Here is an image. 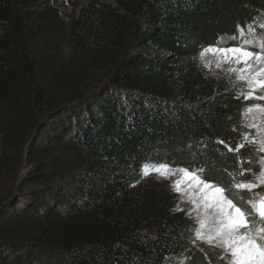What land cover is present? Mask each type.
<instances>
[{
	"label": "trees",
	"instance_id": "16d2710c",
	"mask_svg": "<svg viewBox=\"0 0 264 264\" xmlns=\"http://www.w3.org/2000/svg\"><path fill=\"white\" fill-rule=\"evenodd\" d=\"M262 20L264 0H0V137L23 164L0 264H230L167 188L131 189L145 164L202 167L246 207L250 103L198 54Z\"/></svg>",
	"mask_w": 264,
	"mask_h": 264
},
{
	"label": "snow or ice",
	"instance_id": "6c2138e0",
	"mask_svg": "<svg viewBox=\"0 0 264 264\" xmlns=\"http://www.w3.org/2000/svg\"><path fill=\"white\" fill-rule=\"evenodd\" d=\"M260 27L264 28V24ZM237 33L242 42L234 46H221L225 43L222 36L203 46L198 54L202 67L211 70L214 66L227 72L230 77H235L248 88L245 99L264 100V35L256 36L251 25L248 26L251 39L246 38L241 25H237ZM236 38V35L231 37L233 40ZM247 111L264 113V105H256ZM218 143L223 144L224 141L220 140ZM245 147L246 145L241 144L236 148L229 147L228 151L239 152ZM260 151L264 152V147ZM260 163L261 167L245 169L240 173L241 176L251 173L252 179L232 184L233 189L251 194L244 201L246 207L237 204L227 194L228 190L215 182L211 170L208 176H204L205 169L202 167H174L166 162L145 164L142 167V176L156 174L162 179L172 180V191L187 197L186 202L202 209L204 218L199 221L200 228L208 227L210 222L207 243L215 242L224 247L232 258V264H264V192H254V189L264 188V158ZM256 224L260 226L255 227ZM196 236L198 239H205L201 231H197Z\"/></svg>",
	"mask_w": 264,
	"mask_h": 264
},
{
	"label": "rangeland",
	"instance_id": "374dc122",
	"mask_svg": "<svg viewBox=\"0 0 264 264\" xmlns=\"http://www.w3.org/2000/svg\"><path fill=\"white\" fill-rule=\"evenodd\" d=\"M82 1L83 0H67V4L74 12L77 10V8L79 7ZM261 24H264L263 20L252 25V29L254 30V34L256 36L264 35V28L260 27ZM245 33H246V38L248 39L252 38V35L248 34V29L247 31H245ZM66 35L68 38H70L69 30L66 31ZM224 41L225 43L221 45L223 47L234 46L242 42L239 36H237L235 40L225 38ZM200 67L208 75L223 76L230 82H233L234 84L238 85L243 95H245L248 92V88L245 85H243L240 81L235 79V77H230V75L227 72H222L216 69L214 66L212 67L211 70H208L202 67V61H200ZM96 78H97L96 85H94L92 88H90L89 91L85 93L86 96H89L91 92L96 90L99 86L103 85V83H106L105 81L106 79L103 77V75L98 74ZM257 95H262V93H257ZM246 100L250 103L248 108L245 109L243 116L246 127V137H247L246 140L247 142H250L252 146L256 147V151H258V155L256 156V160H255L256 163L255 169H257L261 167L260 162L261 159L264 158V152L260 151V149L264 147V113L255 112V111L252 113H248L247 110L249 108H254V106L256 105H264V100L261 99H246ZM1 113L4 116H8L10 114L8 111H6L3 108H0V114ZM5 121L16 122L17 120H5ZM23 156H25V154H23ZM19 158H20L19 156L14 155L7 150V147L3 144L2 138L0 137V201L3 200V198L6 199L9 196L11 198L14 197L17 191L20 173L22 172L23 169V164L20 162ZM12 159H14V163L11 161L8 162L9 160ZM141 178L142 181L132 187L131 194H133L134 196H139L145 184H149L150 186L156 188H167L172 193V195H174L176 199L177 202L176 211L187 213L190 217H192L195 220L197 224L196 231L203 232L205 239H198L197 236L195 235V240L197 242L205 243L208 247L212 249H219L225 252L226 256L230 259L229 260L230 264H232V258L224 247L218 246L215 242H213L212 244L207 243L206 237L210 230V222L208 227H205L203 229L200 228L199 221L200 219L204 218V213L202 209H198L194 207L192 204L186 202L187 197H182L181 194L172 191L170 188V184L172 180L162 179L158 177L156 174H151L149 176H142ZM172 179L174 180L175 177H173ZM254 192L257 193L264 192V188L254 189ZM259 226H260L259 224L255 225V227H259ZM253 234L257 235L256 233Z\"/></svg>",
	"mask_w": 264,
	"mask_h": 264
},
{
	"label": "water",
	"instance_id": "95a60500",
	"mask_svg": "<svg viewBox=\"0 0 264 264\" xmlns=\"http://www.w3.org/2000/svg\"><path fill=\"white\" fill-rule=\"evenodd\" d=\"M1 206H3V205L0 204V207H1Z\"/></svg>",
	"mask_w": 264,
	"mask_h": 264
}]
</instances>
